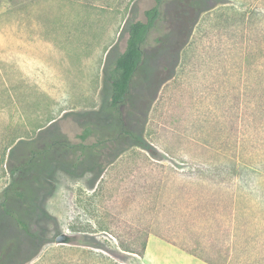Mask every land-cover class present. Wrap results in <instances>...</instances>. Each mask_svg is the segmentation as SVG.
I'll return each mask as SVG.
<instances>
[{"label":"rangeland","instance_id":"1","mask_svg":"<svg viewBox=\"0 0 264 264\" xmlns=\"http://www.w3.org/2000/svg\"><path fill=\"white\" fill-rule=\"evenodd\" d=\"M262 1L164 0L115 108L111 71L155 0H0V264H145L114 228L148 226L155 256L160 234L192 245L166 225L186 184L241 173L231 104L262 64Z\"/></svg>","mask_w":264,"mask_h":264},{"label":"trees","instance_id":"2","mask_svg":"<svg viewBox=\"0 0 264 264\" xmlns=\"http://www.w3.org/2000/svg\"><path fill=\"white\" fill-rule=\"evenodd\" d=\"M155 1L156 4L145 12L146 20L130 25L126 49L111 71V105L115 108L125 102L130 93L134 74L143 61V46L161 14L164 0ZM2 14L0 11V16ZM246 18L249 29L261 26L258 35L263 55L260 66L247 67L243 91L231 104V109L244 112L241 137L239 135L241 173H236L235 167L225 169L198 177L192 180L196 181L193 184H186L184 189L188 190H180L187 204L172 222L167 223L166 230L177 231L184 226L192 245L179 243L170 232L159 235L212 264H264V11L251 10ZM231 126V130L237 132L236 120ZM195 183L200 185L199 190L194 189ZM4 210L28 231V224L21 217L5 205ZM103 230L110 231V228ZM110 232L123 250L144 256L151 232L148 226L145 229L137 227L135 231L114 228V232ZM220 242L225 256L223 261L211 257L209 250V244Z\"/></svg>","mask_w":264,"mask_h":264},{"label":"crops","instance_id":"3","mask_svg":"<svg viewBox=\"0 0 264 264\" xmlns=\"http://www.w3.org/2000/svg\"><path fill=\"white\" fill-rule=\"evenodd\" d=\"M156 240L159 241L154 243V248H157L159 255L155 256L154 254H151L152 240H150L144 256L145 264H212L169 241L161 238H156ZM155 244L157 247H155ZM222 249L223 244L221 242L209 244L211 257L217 261H223L225 258Z\"/></svg>","mask_w":264,"mask_h":264}]
</instances>
